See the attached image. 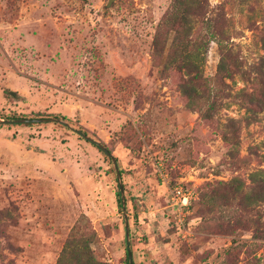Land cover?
Returning a JSON list of instances; mask_svg holds the SVG:
<instances>
[{
    "label": "rangeland",
    "instance_id": "rangeland-1",
    "mask_svg": "<svg viewBox=\"0 0 264 264\" xmlns=\"http://www.w3.org/2000/svg\"><path fill=\"white\" fill-rule=\"evenodd\" d=\"M106 3L0 0V264H55L72 239L96 264L126 246L133 264H264V0H206L181 32L173 0ZM76 130L114 158L126 220L111 159Z\"/></svg>",
    "mask_w": 264,
    "mask_h": 264
},
{
    "label": "trees",
    "instance_id": "trees-1",
    "mask_svg": "<svg viewBox=\"0 0 264 264\" xmlns=\"http://www.w3.org/2000/svg\"><path fill=\"white\" fill-rule=\"evenodd\" d=\"M205 3L206 0H173L172 10L170 11V14L174 15V18H178L179 20H182L181 25H177L176 27H169L170 30H174L177 32L183 28L189 29V15L194 14L197 16L203 15L205 13ZM192 9L196 10L193 11ZM206 21V32L208 34V38H215V32L213 27L211 28L209 25V20L206 18L204 19ZM172 25V23H170ZM174 28V29H173ZM181 32V31H179ZM217 47H218V54L219 59L216 64V75L224 77V78H232L233 74L237 71H240V66L237 64V62L233 61L232 67L227 65L228 59H234L231 55V49L227 45H223L221 41L218 39H214ZM206 45V40L205 44ZM206 52V49H204L200 53V61L203 60V55ZM182 56H181V54ZM178 52V55H180L182 59V64L179 66V70H186L184 74H186L187 79L183 80L180 88L182 94L186 98H191L194 94L195 90L193 89V83L198 80L199 70L200 68L198 65L194 64L193 61L195 58H197L198 55L195 54L193 51H187L185 47ZM174 60V59H173ZM188 71V73H187ZM183 74V73H182ZM189 84V86L187 85ZM8 91H5V94H7ZM256 105V103H253ZM63 118V117H62ZM121 172V171H119ZM253 179H251V182H254V188L256 189L257 193H253L254 197L256 196H264V171L259 170L252 173ZM235 188L238 190L240 188V185H236ZM116 195H118V192L116 191ZM245 197L249 198L248 195H244ZM69 256V257H68ZM55 264H96L94 257L89 250L88 244L83 241L82 244H80V241L72 239V241L68 242L63 248L62 252L58 255Z\"/></svg>",
    "mask_w": 264,
    "mask_h": 264
},
{
    "label": "water",
    "instance_id": "water-1",
    "mask_svg": "<svg viewBox=\"0 0 264 264\" xmlns=\"http://www.w3.org/2000/svg\"><path fill=\"white\" fill-rule=\"evenodd\" d=\"M110 0H107L106 6L109 5ZM42 119H37V118H18V119H14L15 122H33V121H40ZM55 120H59L57 118H55ZM1 122H9V120H0ZM76 132L78 134H80L84 139L89 140L91 142H95L94 140L88 138L85 134L81 133L79 130H76ZM97 147L104 153L106 154L112 161L113 165H114V169L116 171V179H117V187H118V193H119V200H120V206H121V211L123 214V218L124 220H126V216L124 213L125 207H124V201H123V195H122V185L119 181V170L116 168V163L114 158L112 157V155L109 153V151L100 143L95 142ZM124 236L127 239L128 237V229H127V225L125 224V228H124ZM125 253H126V257L128 260V264H133L132 260H131V253H130V249L128 248V246H126L125 248Z\"/></svg>",
    "mask_w": 264,
    "mask_h": 264
},
{
    "label": "built area",
    "instance_id": "built-area-1",
    "mask_svg": "<svg viewBox=\"0 0 264 264\" xmlns=\"http://www.w3.org/2000/svg\"><path fill=\"white\" fill-rule=\"evenodd\" d=\"M189 191H185L179 186H176L171 191L170 199L173 200L174 204H179L180 206H186L188 202Z\"/></svg>",
    "mask_w": 264,
    "mask_h": 264
}]
</instances>
